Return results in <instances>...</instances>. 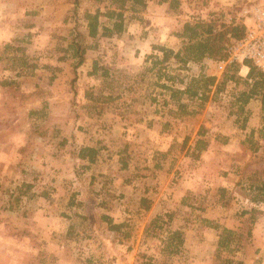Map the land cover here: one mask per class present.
<instances>
[{
    "label": "rangeland",
    "instance_id": "1",
    "mask_svg": "<svg viewBox=\"0 0 264 264\" xmlns=\"http://www.w3.org/2000/svg\"><path fill=\"white\" fill-rule=\"evenodd\" d=\"M69 1L0 0V264H112L118 261L119 264H191L189 260L194 256L187 249H182L187 254L181 252V255L180 249L175 254H168L164 243L169 232H173L170 227L181 221V226L190 224L187 229L202 227L201 215L208 206L204 202L206 195L199 192L206 188L203 185L194 195H191L194 190L175 191L174 195L168 194L171 191L169 188L163 190L158 187L166 183L168 186L177 185L190 179L199 185L202 181L211 186L213 183L217 186L222 184L226 188L224 193L214 189L212 194L214 199L223 198L226 202L223 208L231 212H249L253 208L258 217L264 215V204L252 202L251 206L246 203L245 199L250 200L252 196L242 189L250 183L254 171L259 177L264 176V139L253 140L258 144L257 152L248 150L239 124L244 117H248L249 110L246 111L245 106L243 115L235 112L231 106L230 85L218 95L214 94L215 87H210L208 100L198 114L178 116L179 123L174 121L173 112H163L162 97L156 93L159 91L154 94L149 91V87L160 89L153 85L158 76L152 75V80L145 77L133 80L129 75L138 72L159 74L160 67H152L155 58L158 59L157 54H149L142 44L134 43L144 37L145 29L150 28L146 22L148 19H143V14L135 17L138 19H132L129 35L122 34L118 36L120 38L109 41H91L82 33L84 12L68 9L57 13V7ZM82 2L80 0L81 6L91 9L90 3ZM248 2L251 1L171 0L170 9L165 12L161 9L155 17L163 14L165 34L171 33L180 39L178 34L182 23L216 19L215 27L223 30L240 18V11ZM155 26L158 29L161 24ZM72 27L81 37L69 33L68 29ZM48 28H56L57 38L51 35L56 40V46L41 50L37 36L43 31L48 32ZM74 39L90 46L80 66H75L77 61L72 58L70 42ZM93 62L109 72H116L110 78L112 82L106 81L113 96H116L114 88L124 84L128 86L124 88L128 96L134 88L141 89L139 93H133L131 99L122 100L120 109H116L118 112L106 111L103 115L105 127L99 126L101 123L88 125L90 117L95 118L100 112L99 108L95 107L97 110L92 109V112L83 108L84 92L78 72H90ZM162 67L165 68L162 74L172 76L173 80L161 77L158 84L174 88H179L180 84L200 72L214 74L212 67L199 69L185 66L179 69L174 59ZM34 72L42 75L35 77ZM243 72L238 75L242 77ZM135 82L138 85L133 86ZM157 99L160 101L157 102ZM145 107L148 113L144 112ZM253 107L257 108L256 103ZM187 110L197 111L198 108L191 105ZM161 112L166 113L167 119H173L175 124L166 129L168 136L163 137L149 126L151 118ZM260 114L262 116V111ZM115 116L121 117L122 121ZM185 119L186 122L183 121ZM194 121L195 125L192 124ZM199 123L207 130L205 137L208 145L212 142L209 139L213 140V145L210 148L207 145L197 159H192L189 156L191 150L188 149V155L186 150L188 146L193 147L194 141L188 140L182 151L179 144L183 136L190 132L186 131L187 126L192 132ZM112 124L111 131L108 127ZM85 144L99 148L102 154L96 159L95 168L114 165L117 169H126L119 174L121 180L141 182L139 187L127 189V194L130 193L136 202L139 197L149 198L151 206L152 199L162 194L161 199L165 197L177 209L168 208L175 215L174 224L169 226L168 219L162 218L150 226L155 218L140 211L133 201L127 203L124 209H119V200L127 195L122 193L123 189L115 188L105 194L100 191L89 193L83 190L79 180H74V173L58 179L54 172H48L49 167L52 171L63 165L64 156L75 158ZM170 146L173 148L167 153ZM116 160H119L117 164ZM156 162L159 163L158 168L155 167ZM222 173L225 175L222 176ZM65 181L71 184H65ZM148 182L151 184L149 187L145 185ZM73 195L78 204L69 207L68 198ZM99 195L105 198L96 204L93 197ZM232 199L242 203L231 204ZM102 215L115 224L120 222L127 226L121 230L130 232V239H124L122 232L111 234L106 222L101 220ZM258 224L260 230H264V219ZM251 228V222L239 227L240 231L234 235L228 250L213 249L215 242L210 241L213 263L223 264L226 259L238 262L244 255L245 246L252 242V235H248ZM197 241H191V246ZM203 241L204 237L200 243ZM257 244L264 249V236L258 239ZM128 245H132L129 252L125 248Z\"/></svg>",
    "mask_w": 264,
    "mask_h": 264
},
{
    "label": "crops",
    "instance_id": "2",
    "mask_svg": "<svg viewBox=\"0 0 264 264\" xmlns=\"http://www.w3.org/2000/svg\"><path fill=\"white\" fill-rule=\"evenodd\" d=\"M84 2L82 3H90V8L91 9H85L86 6H81L80 4V0H70L67 3H61L60 6L57 7L58 12L57 13H62V11L65 10H72V11H80V12H93L96 8V4L92 1V0H83ZM173 2H175L176 0H172ZM170 2L171 0H148L147 4H146V8H145V13H143V19L144 17L146 19H148L149 23V27L145 29V33H144V37L141 38L140 40H142L140 42V40L134 41V43L136 42L137 44H142L144 46V49H148V53L149 54H157L158 59L162 58V52L158 51L159 47H163L166 48L168 50H172L174 52L178 51L179 49L182 48L181 44L182 43V39H176L175 37H173L171 35V33H166L165 34V30L166 28L163 26V21L165 20L163 18V14L155 17V14H160V11L162 9L163 12H165V10H169L170 9ZM158 10H157V9ZM156 10V12H155ZM75 11V12H76ZM103 11V9H102ZM140 20V19H139ZM82 21V26H83V35L87 40H91L89 38L86 37V26H85V22L83 19H81ZM100 21H104L103 18H100ZM161 21V22H160ZM140 23L142 21H139ZM154 23V25H153ZM76 24V23H75ZM74 24V27H75ZM161 24V27H159L158 29H155V25ZM183 24L181 25V29L183 27ZM133 26V24L131 22H128L126 25V30L123 33L124 35H129L130 33V28ZM76 28V27H75ZM75 28H70L68 30L69 33L71 35H73L72 33H74V35H76V30ZM78 28V27H77ZM56 28H48V32L43 31L42 33H40V35H38V40H40V42H38L39 44V49H44L45 47L48 46L47 49H50V47H54L56 46V40H54L52 37H56ZM72 29V30H71ZM181 29L179 30V33L181 32ZM148 30V31H147ZM80 33V32H79ZM61 35V33L59 34ZM170 35V36H169ZM113 38H117V37H113ZM111 39H103L100 38L99 40H112ZM120 38V37H118ZM98 40V41H99ZM127 40V38L125 39ZM60 41V40H59ZM148 42V44L144 43V42ZM72 42V41H71ZM70 42V44H71ZM37 43V42H36ZM130 43V41H129ZM177 43V44H176ZM88 51V49H87ZM134 58H135V54H134ZM37 73V74H36ZM34 72L35 77H40L42 74L40 72ZM67 72H62L61 74H65ZM116 73V72H94V74H92V72H78V75L80 77L81 80V87L83 89L84 95H83V103H84V109L88 110L89 112H92L91 110H97L95 107L97 108H102V110H100L99 113H97L98 115H96V117H90L89 119V124L91 123H97L100 124L99 126H103L105 127V122H103L105 120V117L103 116L107 110H113L118 112L116 109H120L119 105L121 104L122 100H125V98H129L131 99V97H133V93L134 95L136 93H139L141 91V89H139V87L134 88V90L131 92V94L128 96L127 94H125L124 92V88L128 87L126 84H124V86L119 87V88H114L116 90V96H113V93L111 92V89H109L110 87L108 86V83L106 81H110V78L112 77V74ZM155 73V74H154ZM163 72H160V74H162ZM248 72H243L242 77L245 78ZM54 74L56 75L57 72H54ZM105 74V76H104ZM131 75L132 78H134L133 80H136L138 77H145L148 78L150 80H152V77L158 76V74L156 72H138L136 73V75L133 74H129ZM153 75V76H152ZM119 76V75H118ZM163 76V75H162ZM134 83V82H133ZM106 85V86H105ZM138 85L136 82L133 86ZM186 86V85H185ZM185 86L183 88H178L179 90H184ZM149 91L150 93L153 92V94L156 91L158 93L159 97H162L161 100V104L163 105L162 108H164L163 112H169L175 114V112L177 111V105L172 102L169 98V91L165 90V89H157V88H152L149 87ZM119 90V92L117 93V91ZM96 95V96H95ZM122 98V99H121ZM121 99V100H120ZM160 101L157 99V102ZM253 103H256L257 108L253 107ZM124 106V105H122ZM147 108H151L150 106H146ZM143 108L145 113H148L147 108ZM246 111H248V117L246 118V121L243 123V121L241 120L240 125V132L243 133L244 138L246 139L251 132L254 133L253 138L258 140V134L259 131L261 130V128L263 127L264 123L261 120V105L257 100H251L247 105H246ZM166 108V109H165ZM169 108V109H168ZM138 111H140L139 109H137ZM167 112V113H168ZM118 114V113H117ZM90 115H92V113H90ZM120 116V114H119ZM116 117V116H115ZM116 119L118 121H122L121 117H116ZM174 121H177V117L173 118ZM173 119H167L166 117V113H160L159 116L157 117H153L150 120L149 126H152V130L153 131H157L158 134H160V136H168V131L166 130L168 127H171L170 125L173 124ZM141 121V120H140ZM143 121H145V118H143ZM239 121V120H238ZM237 121V122H238ZM139 122V121H138ZM179 123V121H177ZM167 125V126H166ZM199 125H201V123H199L196 128L191 132V129H189L190 126H187L186 128H183L184 130L186 129V131H190L189 133L186 134V136H183V139L185 137L189 138L190 142L195 141L196 139V132L197 129L199 127ZM185 126V127H186ZM114 125H109L108 129L109 130H113ZM207 134V133H206ZM207 138V137H205ZM231 140V139H228ZM209 141H212L211 143H209L208 148H210L213 145V140L209 139ZM190 145V144H189ZM85 146L88 147H94V146H90L88 144H85ZM83 146V147H85ZM193 146V145H192ZM82 148V147H81ZM190 147L188 146V149ZM190 150H192V147L190 148ZM167 151V150H166ZM102 155L100 153V151L98 152L97 156L95 157V160L90 163L87 159H79L78 156L76 155V157H72L71 156H64L62 158V163H64L63 165H59L57 170L56 168H53L52 171L51 167H49V171L48 172H54L58 179H63L64 177H70L71 173H74V180H79L83 186V190L88 191L89 193L94 192V191H100V193H104L107 192H113L115 190V188H119V189H123V194L126 193L127 194V189H131L133 190L136 187H139L140 185V181L134 180V181H127L126 179L121 180L120 179V173L122 171H125L126 169H121V168H116L114 165H102L99 166L98 168H95L94 163L96 162V159ZM110 157L112 156L111 154L109 155ZM118 158V156H117ZM119 159V158H118ZM75 160L77 162H75ZM121 160V158H120ZM172 161L174 162L175 160L172 159ZM119 162V160H116V164ZM75 163H79L77 165H75ZM157 164H159L158 162H156ZM179 163V162H178ZM155 164V165H157ZM55 167V166H54ZM225 173H222V176H224ZM229 174H227L228 176ZM148 181V180H147ZM196 182V181H195ZM193 182L191 179L187 182H181L178 183L177 185H172L170 184L168 186V184H163L161 185L160 189H167L169 188V190H171L170 192H168V194H172L174 193V195H176V192H181V191H190V190H194L193 192H191V195L196 194L197 192H195L197 189H200L203 185L206 188V190H204L203 192H199L202 193L203 195H206V200L205 202V206L206 209L204 210L205 212L202 213L201 215V219L204 222L202 227H200L199 229H187V226L190 225L188 223L183 224V226H181V222H179L178 225H176L175 227H172L171 224H174V220H176L174 217V213L171 212V210H169V206L171 209L177 210L176 208H173V206L171 204H169V202L167 201V199L164 197L161 199V195L160 197H158L157 199H152L153 203L150 206V209L145 212L143 210H140L144 213H148V217L151 218H165L168 219V224L169 226H171L170 228L172 229V231L175 230H179L182 233V238H183V245L181 247H179L180 254L182 255V253L187 254V251H182V249H187L190 255H193L194 257H192L189 260V263L191 264H214L211 257H210V253H211V249L212 247L210 246V241L215 242V245L213 247V249L218 248V242H219V238L223 235L224 231H230L232 232L233 235H237V233L240 231L239 227H241L242 225L248 224L249 222H251V230H250V235H252V242L249 246H245L246 248H244V255H242V257L239 258L238 262H233L232 264H264V249L260 248L262 245L257 244L258 239L261 238L262 236H264V230H260V225L258 224L259 222H261L262 219H264V215H260L259 217L256 214H251L247 211H228L230 209H226L223 208V206H226V202L223 200V198L220 197L217 199H214L213 194L214 193V189H218L217 191H219L221 194L224 193V190L226 189L225 186H222V184L220 186H217L210 183H205V181H202V183L199 185L197 183ZM204 182V183H203ZM143 183V182H142ZM145 183V182H144ZM65 184L70 185V182H66ZM147 187H149V185H151L149 182L145 184ZM156 184H154L155 186ZM153 186V187H154ZM95 187H99V189H96ZM126 190V191H125ZM136 190V189H135ZM150 190H152V188L150 187ZM125 191V192H124ZM81 193H83V191H80ZM120 192V191H119ZM118 192V193H119ZM78 194H76L77 196ZM82 196V195H81ZM222 196V195H221ZM247 197V196H246ZM245 197V198H246ZM94 200L96 201V204H99V202L103 201V196L99 195L98 197L95 196L93 197ZM120 198H118L117 200H119ZM134 198H131V194L128 193L126 196L122 197L119 200V203H123V204H119L121 205L119 209H124L125 206H127V203L130 202H136V200H133ZM140 199L141 197L137 198V202L136 205L139 207V203H140ZM149 199V198H147ZM205 198H202V200ZM246 200V203H249L251 206L253 205V201L250 200ZM238 200L235 199L233 201L232 199V203L234 204L237 203L241 204L242 202H237ZM68 202H72V204H78L75 203L74 200V195L72 197L69 196L68 198ZM77 202V201H76ZM84 202V201H83ZM225 202V203H224ZM68 204V203H67ZM175 204V203H174ZM228 205V204H227ZM246 209V208H244ZM158 210V211H157ZM157 211V212H156ZM244 212V213H243ZM123 214L124 211L122 212ZM126 215V214H125ZM152 215V216H151ZM129 217V216H128ZM150 218V219H151ZM115 219V218H114ZM182 219V218H181ZM115 222V220H114ZM120 223V222H119ZM117 223V224H119ZM115 224V223H114ZM112 232V231H111ZM167 233V232H166ZM165 233V234H166ZM111 234H116L115 232H112ZM120 235V234H119ZM205 239V241H203L202 243H200L201 239ZM195 239H197L198 241L196 242V245L193 244L191 246V241H194ZM254 239V240H253ZM128 252L131 251L132 249V245H128L125 247ZM202 250V251H200ZM138 252V251H137ZM182 252V253H181ZM137 253H135L133 255V257L136 255ZM195 254V255H194ZM207 254V255H206ZM112 264H119L118 262H113Z\"/></svg>",
    "mask_w": 264,
    "mask_h": 264
},
{
    "label": "trees",
    "instance_id": "3",
    "mask_svg": "<svg viewBox=\"0 0 264 264\" xmlns=\"http://www.w3.org/2000/svg\"><path fill=\"white\" fill-rule=\"evenodd\" d=\"M96 4V8L93 12L85 11L82 15V19L86 26V37L91 39V41H98L100 38L111 39L113 37H118L122 35L126 30V25L132 19H138L135 17H141L140 15L145 12L147 0H92ZM103 9V11H102ZM130 11L131 14H127ZM139 15V16H138ZM103 18L104 21H100ZM215 20H210V22H205L202 20H195L191 22H185L182 27V31L178 34V37L182 39V48L174 52L163 47H159L158 50L162 52V58H155L152 67L155 68L159 66L157 72H159L155 86L169 91V98L172 102L177 105V111L174 117H181L193 114H198L203 108L205 102L208 100L209 88L214 86V94L218 95L225 91V89L230 85L231 96L233 101L231 106L234 107L235 112L238 115H243L245 112V106L251 100H257L261 105L262 116L261 120L264 123V78L261 72L254 67L250 62L246 61V65L249 70L245 78L238 75L239 67L237 65H231L228 67L225 73L216 82L215 77L212 75H200L198 78H190L186 82L184 90H179L174 87L167 86L165 84H158L161 77H164L168 81H172L173 77L167 74H160L165 68L162 67L164 64L168 63L171 59L180 66L179 69H184L188 62L198 63L204 58H216L221 56L222 50L225 43V33L229 32L234 39H239L243 35V26L241 25H230L226 28V32H214ZM78 24H76V27ZM81 37V34L75 35V37ZM90 48L88 43L82 44L76 42L74 39L70 44V49L73 51V59H76L77 63L75 66H80L84 62V56L86 51ZM15 59V58H14ZM94 72H109L105 68L98 67L97 62H93L92 70L90 73ZM163 75V76H162ZM105 76V74H104ZM153 101V100H152ZM191 105H195L198 110L189 112L187 108ZM135 110V108H132ZM102 108L99 109V111ZM132 110V111H134ZM123 116V114H121ZM187 119V118H186ZM186 119L183 120L186 122ZM243 123L246 121V117L242 120ZM196 124V121L192 122ZM167 126V125H166ZM207 130L203 125H199L196 132V139L193 143L192 150L189 156L192 159H197L199 154L204 151L208 145V141L205 138ZM254 133L251 132L250 135L244 140L248 144V150L253 153L258 151V144L254 142ZM264 139V125L259 131L258 140ZM189 138L185 137L181 144H179V149L182 151L187 146ZM217 140V139H216ZM225 143V140H224ZM172 146H170L167 153L171 152ZM190 149V148H189ZM99 152V148L96 147H82L78 152L79 159H87L90 163L95 160ZM188 155V148L186 150ZM125 167V165H122ZM156 168L159 164L155 165ZM145 175V174H143ZM24 186V185H23ZM246 190L252 196L251 200L255 204H264V176L259 177L257 172L254 171L250 176V183L247 187L242 188ZM19 199L16 198V200ZM69 207H73L72 202H68ZM139 210L147 212L150 209V201L147 198H141L139 203ZM244 213V212H243ZM249 213L255 214V210L252 208ZM101 220L106 222L108 229L115 233L122 232L123 227H127L124 224H114L111 219L107 216L102 215ZM158 220H162L156 217L154 221H151L150 226L155 225ZM149 226V227H150ZM148 227V230L150 229ZM248 231V235H249ZM121 236L128 240L130 239V232L123 231ZM234 235L230 231H224L223 235L219 238L218 248L221 250H228L229 244L234 240ZM164 248L167 250L168 254H175L178 252L179 247L183 245L182 233L179 230L169 232L166 241L164 243ZM144 258V256H139ZM233 261L226 259L223 264H231ZM88 264V263H86ZM143 264H146L145 262ZM149 264V263H147Z\"/></svg>",
    "mask_w": 264,
    "mask_h": 264
},
{
    "label": "built area",
    "instance_id": "4",
    "mask_svg": "<svg viewBox=\"0 0 264 264\" xmlns=\"http://www.w3.org/2000/svg\"><path fill=\"white\" fill-rule=\"evenodd\" d=\"M239 17L236 22H231L230 25L243 26L241 38L234 39L229 32L225 33V43L221 56L216 58L206 57L198 63L188 62L186 66L199 69L212 67L214 71L212 76L218 82L222 74L231 65H237L239 67L238 73L240 74L243 70L248 72L249 68L244 65L248 61L261 72L264 78V1L248 2L241 9ZM230 25L224 27L223 30L217 27L214 32H226V28ZM200 75L206 74L204 72L201 74L200 72L193 78H198ZM180 85L182 86L179 88H183L186 82Z\"/></svg>",
    "mask_w": 264,
    "mask_h": 264
},
{
    "label": "water",
    "instance_id": "5",
    "mask_svg": "<svg viewBox=\"0 0 264 264\" xmlns=\"http://www.w3.org/2000/svg\"><path fill=\"white\" fill-rule=\"evenodd\" d=\"M249 1H253L254 2V1H259V0H249Z\"/></svg>",
    "mask_w": 264,
    "mask_h": 264
}]
</instances>
